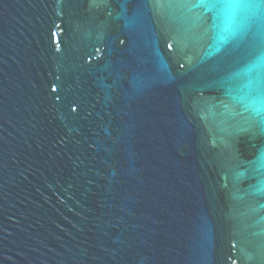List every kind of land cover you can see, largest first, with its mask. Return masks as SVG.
I'll return each mask as SVG.
<instances>
[{
    "label": "water",
    "instance_id": "95a60500",
    "mask_svg": "<svg viewBox=\"0 0 264 264\" xmlns=\"http://www.w3.org/2000/svg\"><path fill=\"white\" fill-rule=\"evenodd\" d=\"M213 15L0 0V264H264V10Z\"/></svg>",
    "mask_w": 264,
    "mask_h": 264
},
{
    "label": "snow or ice",
    "instance_id": "6c2138e0",
    "mask_svg": "<svg viewBox=\"0 0 264 264\" xmlns=\"http://www.w3.org/2000/svg\"><path fill=\"white\" fill-rule=\"evenodd\" d=\"M195 4L213 12L214 28L220 34L227 35H234L240 29L242 17L264 10V0H195ZM256 68L260 71L255 79L264 91V52L244 70V74L249 77V85L253 83L251 76ZM257 114H260L259 111Z\"/></svg>",
    "mask_w": 264,
    "mask_h": 264
}]
</instances>
